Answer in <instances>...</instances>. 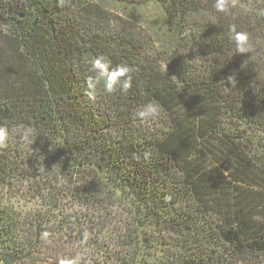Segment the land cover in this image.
Returning a JSON list of instances; mask_svg holds the SVG:
<instances>
[{
    "label": "trees",
    "instance_id": "1",
    "mask_svg": "<svg viewBox=\"0 0 264 264\" xmlns=\"http://www.w3.org/2000/svg\"><path fill=\"white\" fill-rule=\"evenodd\" d=\"M215 2L0 0V264H264V0Z\"/></svg>",
    "mask_w": 264,
    "mask_h": 264
},
{
    "label": "clouds",
    "instance_id": "2",
    "mask_svg": "<svg viewBox=\"0 0 264 264\" xmlns=\"http://www.w3.org/2000/svg\"><path fill=\"white\" fill-rule=\"evenodd\" d=\"M214 7L218 12L227 13L228 11L226 0H216ZM229 32L230 39L235 43L237 50L240 53L247 52L250 48L249 34L245 31H237L235 25L230 26ZM92 69L98 73L100 80L104 81V88L109 93L114 91V85L117 84L121 85V90L124 92L131 87V78L128 76L130 69L127 66L117 65L113 67L110 60L106 59L104 56H98L92 62ZM228 80L233 84V86L235 85V81L231 76L228 77ZM89 87H92V84H89ZM157 112L158 106L152 103H147L142 106L137 115L142 119H147L157 115ZM32 131L33 130L31 128L24 129L22 138L27 140L32 135ZM8 137V129L0 126V146H4L6 144ZM44 235L47 236V233H44ZM61 264H75V261L64 260Z\"/></svg>",
    "mask_w": 264,
    "mask_h": 264
},
{
    "label": "rangeland",
    "instance_id": "3",
    "mask_svg": "<svg viewBox=\"0 0 264 264\" xmlns=\"http://www.w3.org/2000/svg\"><path fill=\"white\" fill-rule=\"evenodd\" d=\"M106 2V1H105ZM235 5V2H231ZM105 7L112 13L122 16L128 20L134 21L144 31L149 32L151 36L161 37L163 35V13L161 8L155 4L150 3L143 7H122L114 4L106 3Z\"/></svg>",
    "mask_w": 264,
    "mask_h": 264
}]
</instances>
